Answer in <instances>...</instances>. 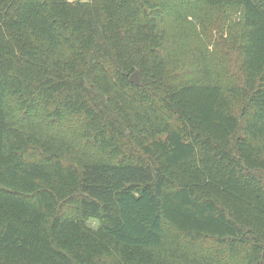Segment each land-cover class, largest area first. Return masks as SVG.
Wrapping results in <instances>:
<instances>
[{
  "label": "trees",
  "instance_id": "obj_1",
  "mask_svg": "<svg viewBox=\"0 0 264 264\" xmlns=\"http://www.w3.org/2000/svg\"><path fill=\"white\" fill-rule=\"evenodd\" d=\"M0 264H264V0H0Z\"/></svg>",
  "mask_w": 264,
  "mask_h": 264
},
{
  "label": "rangeland",
  "instance_id": "obj_2",
  "mask_svg": "<svg viewBox=\"0 0 264 264\" xmlns=\"http://www.w3.org/2000/svg\"><path fill=\"white\" fill-rule=\"evenodd\" d=\"M82 1H86V0H82ZM192 18V17H191ZM188 21L190 20V17H188L187 19ZM239 20V14L237 13H231L226 19L223 20V23L220 27V33H224L227 31L226 28H228L227 26H231L230 32L231 33H236L237 31V21ZM197 30L199 31V24H196ZM215 32L213 31V34ZM90 227H95L96 226V221L95 220H89L87 223Z\"/></svg>",
  "mask_w": 264,
  "mask_h": 264
},
{
  "label": "water",
  "instance_id": "obj_3",
  "mask_svg": "<svg viewBox=\"0 0 264 264\" xmlns=\"http://www.w3.org/2000/svg\"><path fill=\"white\" fill-rule=\"evenodd\" d=\"M129 81L133 82V83H138L139 82V77H138V72L134 71L130 77H129Z\"/></svg>",
  "mask_w": 264,
  "mask_h": 264
}]
</instances>
